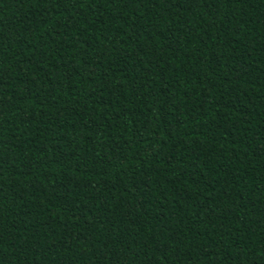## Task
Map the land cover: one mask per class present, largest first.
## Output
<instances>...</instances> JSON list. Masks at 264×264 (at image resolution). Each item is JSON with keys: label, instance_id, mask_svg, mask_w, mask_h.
Returning <instances> with one entry per match:
<instances>
[{"label": "trees", "instance_id": "1", "mask_svg": "<svg viewBox=\"0 0 264 264\" xmlns=\"http://www.w3.org/2000/svg\"><path fill=\"white\" fill-rule=\"evenodd\" d=\"M0 264H264V0H0Z\"/></svg>", "mask_w": 264, "mask_h": 264}]
</instances>
